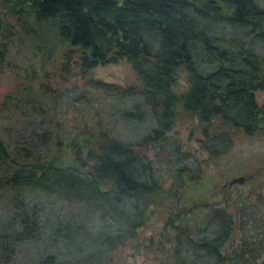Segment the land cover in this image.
<instances>
[{
    "label": "trees",
    "instance_id": "trees-1",
    "mask_svg": "<svg viewBox=\"0 0 264 264\" xmlns=\"http://www.w3.org/2000/svg\"><path fill=\"white\" fill-rule=\"evenodd\" d=\"M15 36L42 60L38 70L33 62L25 68L27 83H17L3 101L24 117L0 124V201L11 203L0 220V264H108L112 251L163 215L159 235L171 242V264H264L260 194L250 202L238 192L223 206L203 195L172 211L161 172L168 170L172 193L185 174L204 179L198 161L188 165L191 154L169 135L179 120L196 119L199 146L211 160L262 129L260 1L0 0V75L15 66ZM119 61L129 62L138 83L89 79L84 88H63L51 81ZM38 72L45 80L35 88ZM180 73L186 85L177 90ZM68 107L73 136L64 121ZM121 120L140 123V135L120 139ZM31 189L84 211L61 216L45 202H26ZM88 212L97 216L96 230L86 224ZM32 243L41 250L36 257L25 255Z\"/></svg>",
    "mask_w": 264,
    "mask_h": 264
},
{
    "label": "rangeland",
    "instance_id": "rangeland-1",
    "mask_svg": "<svg viewBox=\"0 0 264 264\" xmlns=\"http://www.w3.org/2000/svg\"><path fill=\"white\" fill-rule=\"evenodd\" d=\"M260 1V4L264 6V0ZM21 40L18 36L12 38V44L10 46L11 59L13 61V67L6 69L0 75V124L5 125L7 123L18 124L19 119L23 118L19 116V110L16 107L7 108L3 101L6 98V94L15 91L17 83L26 84L27 79L25 78V68H29L31 62L36 66L37 70L40 68L41 57L35 56V52L32 46H28L26 41ZM56 65V62L54 63ZM54 64H47L48 70H53ZM54 65V66H55ZM38 79L32 83L37 88L39 82L45 80L42 72H38ZM101 80L105 82L116 83L120 85H126L128 83H138V78L133 72L131 65L127 61H119L115 63H109L105 65H96L91 68L85 75L81 76L80 73L68 77L66 82H61L57 77H52V82L56 87H72L78 85L79 88H84L87 80ZM50 80V79H49ZM186 82L184 74L180 73L177 80V90L185 88ZM15 93V92H13ZM258 103L264 107V91L257 93L256 95ZM78 105V104H77ZM5 107V108H4ZM18 107V106H17ZM68 114L64 121L71 127V135L77 129H74V112L73 107H68ZM264 110V109H263ZM6 111V112H4ZM78 114V113H77ZM262 129L251 137H238L235 140L234 145L231 149L216 160L208 159L205 151L199 146V139L202 138L200 129L196 119H185V121L179 120L172 128L169 133L170 137L174 139L179 147L186 153L191 154L192 159L187 161V164L195 168L198 165L200 167L201 176L204 178L201 182L190 181L187 174L183 176V186H181L178 192L172 193L171 183L172 178L168 174L167 169H163L162 186L167 192L169 197L165 199V204L169 210L178 211L181 208L195 205L197 199L205 195L208 198L206 200L216 203L219 206L226 204L225 200H232L236 197L239 192L240 196L245 197V200L250 202L256 201L258 195H261L262 202L260 203L261 211L264 212V111L262 113ZM5 119L7 120L5 123ZM81 119V118H80ZM23 120V119H22ZM87 120V119H85ZM116 134L120 136V139L133 140L136 136H139L142 132L140 129V123L134 121L121 120L117 124ZM71 136V138H72ZM68 141V140H66ZM162 156H167L163 151ZM149 155L152 158V153ZM153 165H156V161H153ZM243 176L244 181L242 183H234L229 185L228 182L235 177ZM229 185L230 192L222 194L227 190ZM172 190V191H171ZM9 193V192H8ZM26 202L32 204H46L47 209L55 210L61 216H68L69 214L82 213L83 206L80 204H73L67 200H59L52 196H48L47 193L42 190H27ZM9 196V195H8ZM224 197L226 199L224 200ZM10 200L4 199L0 201V220L7 218L9 215ZM34 204V205H35ZM12 206V205H11ZM85 214V212H84ZM83 214V215H84ZM60 216V217H61ZM167 215L162 217H155L148 223L146 228H141L137 232L136 240L128 242L124 247L117 248L110 253L111 261L108 264H171V242L166 240L164 235H159V230L162 227ZM97 216L88 212L85 218L86 224L93 228H98L95 223ZM167 236V235H166ZM153 239L152 247L147 246L149 240ZM160 245L165 244L164 252L158 250V243ZM92 246L91 241L88 244ZM26 251V250H25ZM25 255L30 256L34 253V257L41 253L38 244H31ZM73 252V250H72ZM26 262H30L31 258L26 257ZM16 264V263H15Z\"/></svg>",
    "mask_w": 264,
    "mask_h": 264
},
{
    "label": "water",
    "instance_id": "water-1",
    "mask_svg": "<svg viewBox=\"0 0 264 264\" xmlns=\"http://www.w3.org/2000/svg\"><path fill=\"white\" fill-rule=\"evenodd\" d=\"M244 181V177L243 176H238V177H235V178H232L228 184L229 185H232L234 183H242Z\"/></svg>",
    "mask_w": 264,
    "mask_h": 264
}]
</instances>
